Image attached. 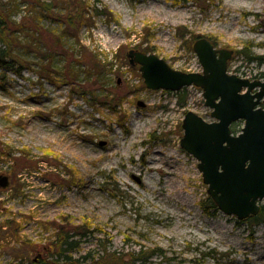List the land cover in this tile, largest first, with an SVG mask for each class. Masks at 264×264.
Listing matches in <instances>:
<instances>
[{
    "label": "rangeland",
    "instance_id": "1",
    "mask_svg": "<svg viewBox=\"0 0 264 264\" xmlns=\"http://www.w3.org/2000/svg\"><path fill=\"white\" fill-rule=\"evenodd\" d=\"M39 1L53 6L40 18L49 34L67 1ZM81 1H98L104 14L62 46H41L25 28L20 76L0 67V176L9 179L0 188V264L39 263L61 228L88 230L72 239L71 259L83 264L139 250L148 254L135 264H264V223L206 212L198 162L180 146L187 111L213 121L202 90L187 87L180 106L173 93L148 90L126 57L138 47L201 73L193 44L205 38L232 51L228 73L264 81V0ZM1 3L13 21L40 17L37 0ZM7 221L20 242L1 231Z\"/></svg>",
    "mask_w": 264,
    "mask_h": 264
},
{
    "label": "water",
    "instance_id": "2",
    "mask_svg": "<svg viewBox=\"0 0 264 264\" xmlns=\"http://www.w3.org/2000/svg\"><path fill=\"white\" fill-rule=\"evenodd\" d=\"M193 51L201 73L172 69L156 55L135 49L126 57L132 68H138L149 90L177 92L190 86L202 90L213 121L187 111L180 146L197 160L207 194L217 209L245 220L258 214L264 200V108L259 106L264 105V81L227 74L232 51L216 49L205 38L195 41ZM137 106L145 104L138 101ZM239 121L241 131L233 134L231 127ZM8 184V177L0 176V188Z\"/></svg>",
    "mask_w": 264,
    "mask_h": 264
},
{
    "label": "trees",
    "instance_id": "3",
    "mask_svg": "<svg viewBox=\"0 0 264 264\" xmlns=\"http://www.w3.org/2000/svg\"><path fill=\"white\" fill-rule=\"evenodd\" d=\"M67 5L64 10L62 9L57 15L58 17H54L56 21H58V27L52 29L49 34L43 30V27L40 26V22L43 19L40 18H48L53 16V6L51 3L39 1L37 0V5L39 8V18H32L27 15V17H23L20 21L11 20V13L7 10V8L1 3L0 5V67L4 71H12L20 76V71L22 67L21 60L19 56L15 54V49L17 46H21V43H27V40L20 36V34L25 31V28H30L32 33L35 35L33 37L34 40H37L41 46L42 44L46 45L48 42L54 41L55 43L63 45L61 40L62 37H65V34H75L81 26H90L92 25L91 18L96 15L104 14L105 11H101L97 9L96 1L91 6L89 3L82 2L81 0H66ZM35 3V2H34ZM36 4V3H35ZM36 20V21H35ZM48 32V31H47ZM71 32V33H70ZM33 35V36H34ZM32 44V43H31ZM138 49V47H136ZM135 49V50H137ZM51 49L48 48V51L42 55V58H46L48 60ZM144 53H149L146 49H142ZM246 54V53H245ZM252 60V59H250ZM264 77V74H261ZM177 104L183 106L186 103L187 92L186 88L175 92ZM153 137V134L150 135ZM205 210L209 212L210 210L216 211V205L213 201L208 197L205 202ZM248 222L259 225L264 223V206H261L259 213L256 216H252L248 218ZM11 222H4L1 224V227H6L5 230L1 231L5 234H8V231H11L16 241L20 242L19 235L17 230H15L18 225H14L12 227ZM75 234H69V232H64L61 228V231H58L55 239L49 245V247H41V250L48 254L46 258L39 263H31V264H83L78 259L72 260L70 253L74 251L78 246V241L72 240L75 236H86L88 234V230L79 233V229L74 232ZM32 247V243H30ZM46 248L47 251L46 252ZM33 249V247L31 248ZM50 250H54L52 253ZM161 254V250H156ZM152 252H155L154 250ZM148 251L139 250L137 253L132 254V257L127 259L126 261L122 256H114L110 260V264H135L139 259H145ZM157 253V255H159ZM105 257H101L100 259L94 260L91 259L88 264H109L108 261L105 260ZM88 261L89 259L86 258ZM191 264H198L197 262ZM200 264V263H199Z\"/></svg>",
    "mask_w": 264,
    "mask_h": 264
},
{
    "label": "flooded vegetation",
    "instance_id": "4",
    "mask_svg": "<svg viewBox=\"0 0 264 264\" xmlns=\"http://www.w3.org/2000/svg\"><path fill=\"white\" fill-rule=\"evenodd\" d=\"M231 57H232V56H231ZM230 59H231V58H230ZM230 59L227 61V66L231 63V60H230ZM238 70H239L238 68H235V69H234V71H235L234 73H233V72H229L228 74H229V75L239 76V75H237V73H236V71H238ZM260 107H263V104H262V103L260 104ZM261 206H262V205H260V208H261Z\"/></svg>",
    "mask_w": 264,
    "mask_h": 264
},
{
    "label": "bare ground",
    "instance_id": "5",
    "mask_svg": "<svg viewBox=\"0 0 264 264\" xmlns=\"http://www.w3.org/2000/svg\"><path fill=\"white\" fill-rule=\"evenodd\" d=\"M260 2H263V0H261Z\"/></svg>",
    "mask_w": 264,
    "mask_h": 264
}]
</instances>
